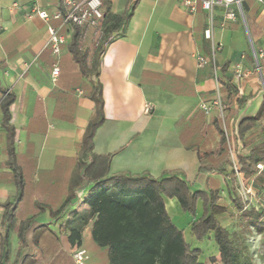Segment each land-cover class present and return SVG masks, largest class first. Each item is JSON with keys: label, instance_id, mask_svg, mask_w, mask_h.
I'll return each mask as SVG.
<instances>
[{"label": "crops", "instance_id": "obj_1", "mask_svg": "<svg viewBox=\"0 0 264 264\" xmlns=\"http://www.w3.org/2000/svg\"><path fill=\"white\" fill-rule=\"evenodd\" d=\"M181 1L106 0L112 14L130 16L104 46L94 80L84 77L72 58L70 26L52 17L61 0H0V264H75L61 223L89 207L84 202L90 186L75 189L65 201L85 129L95 116L92 82L103 106L93 151L109 158L110 176L158 181L176 173L190 192L217 190L221 206L232 204L229 178L198 174V154L218 150L215 122L222 113L215 103L221 106L222 96L230 144L236 155H243L237 126L264 103L263 21L258 6L247 1L251 38L241 20L226 24L216 8L211 45L216 67H198L196 54H209L203 49L208 17L199 5L196 15H189ZM40 11L48 21L37 16ZM48 27L64 40L57 55L47 43ZM250 41L255 52L263 53L259 71ZM55 65L59 75L53 83ZM226 84L234 88L230 105ZM7 93L12 97L11 132L2 108ZM239 99L245 101L240 108ZM146 104L152 107L147 114ZM202 105L210 108L208 114ZM261 138L264 119L247 141ZM217 163L209 155L203 165ZM163 201L168 215H181L175 198ZM81 237L86 264H109L107 249L93 243L90 226Z\"/></svg>", "mask_w": 264, "mask_h": 264}, {"label": "trees", "instance_id": "obj_2", "mask_svg": "<svg viewBox=\"0 0 264 264\" xmlns=\"http://www.w3.org/2000/svg\"><path fill=\"white\" fill-rule=\"evenodd\" d=\"M101 18L96 22L93 32L86 27L68 24L72 30L68 44L74 62L81 74L87 78H97L99 56L104 46L113 38L129 19V14H112L106 0H99ZM248 32L253 38L254 29L250 23L244 5L242 6ZM61 14L64 16L62 0ZM206 40V39H205ZM208 41V40H207ZM215 55L207 54L204 58L211 64ZM258 67L262 69L261 59ZM216 69V68H215ZM225 69V67H224ZM216 80L218 81L217 77ZM219 83V82H218ZM227 104H231L234 88L226 84ZM91 100L95 105V116L85 129L74 175L70 180L69 196L65 205L73 196L74 190L90 186L85 203L88 209L74 212L70 218L63 220L61 227L67 233V241L71 251L81 248V235L90 226L93 243L99 248L107 249L109 264H241L240 251L236 248L227 229L223 227L218 217L226 213L219 203L217 190L207 192H190L187 185L171 173L165 179L151 180L144 177L133 178L124 175H109V158L98 156L93 151L92 139L102 120V101L96 82H92ZM12 97L5 94L2 101L4 110V125L9 129L8 108ZM222 116L215 122L219 134L218 150L209 154L220 161L217 166L206 167L203 162L209 155L198 154L200 167L198 174H221L229 178V192L232 194V205L237 213L246 219L251 227L261 234L264 232V211L251 208L246 210L242 200L237 196V174L227 146L225 136L226 103L220 97ZM245 101L239 99L240 108ZM264 119V103L257 114L250 119L242 120L237 126V136L242 142L243 155L235 154V168L243 184L254 183L255 187L264 188V170L258 171L257 166L264 164V138L256 142H248L254 128ZM227 133V131H226ZM9 161H14L12 151H9ZM13 167V164L11 165ZM14 172L16 170L14 168ZM19 194L22 186H18ZM261 192V190H260ZM163 197L175 198L185 213L194 214L195 206L200 200L202 216L191 223V236L197 241L213 232V240L217 247V258H211L208 263L199 262V249H191L184 239L183 230L177 228L169 218ZM64 205V206H65ZM64 208V207H63ZM12 215L8 221L12 222Z\"/></svg>", "mask_w": 264, "mask_h": 264}, {"label": "built area", "instance_id": "obj_3", "mask_svg": "<svg viewBox=\"0 0 264 264\" xmlns=\"http://www.w3.org/2000/svg\"><path fill=\"white\" fill-rule=\"evenodd\" d=\"M252 1L259 8L260 17L263 21L262 31L264 33V0H182L181 5L187 11V13L191 16L196 15L198 5L201 7L202 11L207 14L209 21V29H206L203 32V36L206 40H212V24H213V13L216 8H220L222 10V19L223 22L234 23L236 21L241 20V13H243L242 6L247 2ZM62 5L64 8V16L60 11H55L53 13V19L61 20L63 24H72L78 27H86L89 29H93L96 25V22L101 18V14L99 11L100 2L99 0H62ZM15 7V5H13ZM37 16L44 21H48L49 17L45 11L36 12ZM244 15V14H243ZM48 45L51 46L52 52L57 55L59 53V45L64 42L62 37L57 35V30L48 27ZM251 45V44H250ZM252 48L253 57L256 62L257 70L258 60L263 57V53L261 51L255 52ZM196 63L198 67H203L207 60L204 56L200 54H196ZM211 64L214 66V60L212 57ZM59 75L58 67L55 65L51 71L52 82H56V79ZM238 77L239 73L237 74ZM215 106L219 108V112L221 114V106L219 101L215 103ZM152 109L151 105H144L143 112L145 114L149 113ZM201 109L208 114L210 112V108L202 105ZM222 116V115H221ZM225 136L227 140V146L230 153L231 160L233 162L234 170L237 174L238 185L242 189V195L246 201V195H251V184L245 185L242 183L240 175L237 173L235 168V153L234 149L230 144L228 134L225 131ZM264 168V164H259L257 166L258 171H262ZM245 186V189H243ZM244 199H242L244 201ZM244 204V203H243ZM264 211V207L262 208ZM71 258L75 264H86L87 254L83 248H79L71 252Z\"/></svg>", "mask_w": 264, "mask_h": 264}, {"label": "rangeland", "instance_id": "obj_4", "mask_svg": "<svg viewBox=\"0 0 264 264\" xmlns=\"http://www.w3.org/2000/svg\"><path fill=\"white\" fill-rule=\"evenodd\" d=\"M207 24V29H209V21H207ZM213 29L214 23L211 27L212 31ZM90 30V32H93V29ZM203 42V49L206 50V53L209 52L212 54L213 48L211 45L214 42L212 40ZM254 183H250L252 193L251 195H246V201L242 195L241 187L239 185L237 186V196L241 200L244 199L242 202L246 210L251 208L262 210L264 207V188L259 186L255 187ZM243 189H245V186H243ZM178 212L181 213V215L175 212H169L168 216L173 224L183 229L184 239L186 243L190 245L191 249L197 248L200 250L199 262L208 263L209 259L217 258V248L213 240V232L208 233L200 241H197L191 236L190 226L194 221L193 219L199 217L203 213L201 201L199 200L197 202L193 215L183 212L181 208ZM218 219L220 224L227 229L236 248L240 251L241 264H264V232L258 234L256 230L251 227L249 222L244 219L240 213L235 211L234 206L230 203L227 205L226 213L222 214Z\"/></svg>", "mask_w": 264, "mask_h": 264}, {"label": "water", "instance_id": "obj_5", "mask_svg": "<svg viewBox=\"0 0 264 264\" xmlns=\"http://www.w3.org/2000/svg\"><path fill=\"white\" fill-rule=\"evenodd\" d=\"M241 18H242V22H243V24H244V26H245V30H246V32H247V34H248L247 27H246V23H245V18H244L243 13H241ZM250 44H251V46H252L251 41H250Z\"/></svg>", "mask_w": 264, "mask_h": 264}, {"label": "bare ground", "instance_id": "obj_6", "mask_svg": "<svg viewBox=\"0 0 264 264\" xmlns=\"http://www.w3.org/2000/svg\"><path fill=\"white\" fill-rule=\"evenodd\" d=\"M133 94V93H132Z\"/></svg>", "mask_w": 264, "mask_h": 264}]
</instances>
